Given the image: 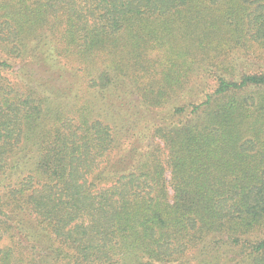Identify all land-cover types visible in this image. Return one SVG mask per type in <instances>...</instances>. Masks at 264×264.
Instances as JSON below:
<instances>
[{
    "label": "trees",
    "instance_id": "16d2710c",
    "mask_svg": "<svg viewBox=\"0 0 264 264\" xmlns=\"http://www.w3.org/2000/svg\"><path fill=\"white\" fill-rule=\"evenodd\" d=\"M0 264H264V0H0Z\"/></svg>",
    "mask_w": 264,
    "mask_h": 264
},
{
    "label": "rangeland",
    "instance_id": "374dc122",
    "mask_svg": "<svg viewBox=\"0 0 264 264\" xmlns=\"http://www.w3.org/2000/svg\"><path fill=\"white\" fill-rule=\"evenodd\" d=\"M201 84H202L201 79H196V80H193V81L191 82V85L194 86L195 92L198 91L197 89L200 88L199 85H201ZM194 94H195V93H194ZM196 96H197V95L195 94V95H193V97L185 98V102H190V101H192L193 98H195ZM153 116H155V115H153ZM150 119H151V120H154V117H150ZM162 154H163V156H162L163 159H162V160H164V159L166 158V154H165V151H164V150H162Z\"/></svg>",
    "mask_w": 264,
    "mask_h": 264
}]
</instances>
